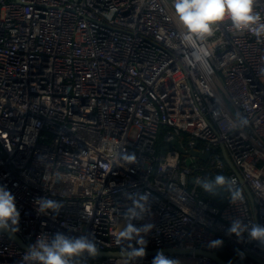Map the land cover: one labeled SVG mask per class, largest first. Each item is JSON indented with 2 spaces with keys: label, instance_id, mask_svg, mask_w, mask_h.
<instances>
[{
  "label": "built area",
  "instance_id": "1",
  "mask_svg": "<svg viewBox=\"0 0 264 264\" xmlns=\"http://www.w3.org/2000/svg\"><path fill=\"white\" fill-rule=\"evenodd\" d=\"M254 11L264 20V0ZM183 32L174 0H0V186L15 197V233L28 246L59 232L87 236L99 254L138 247L117 235L130 196L147 194L149 210L131 221L152 225L145 256L78 264H151L149 253L165 249L264 263V244L228 233L236 219L264 225V37L225 21L195 41L197 59ZM175 139L210 158L188 164ZM217 174L242 201L196 183ZM37 198L63 206L40 214ZM26 250L0 234V264H21Z\"/></svg>",
  "mask_w": 264,
  "mask_h": 264
},
{
  "label": "clouds",
  "instance_id": "2",
  "mask_svg": "<svg viewBox=\"0 0 264 264\" xmlns=\"http://www.w3.org/2000/svg\"><path fill=\"white\" fill-rule=\"evenodd\" d=\"M254 4L255 0H174V9L184 29L183 39L192 42L193 55L201 59L199 49L195 48V41L212 36L214 29L225 21L230 22L237 31H249L256 38L264 37V20L254 11ZM196 183L212 195H216L218 190H226L229 193L227 198L232 204L243 200L242 190L236 187L235 181L222 174H217L214 178L198 179ZM130 198L132 206L123 215L126 223L121 227L117 239L121 243L129 242V245L136 241L138 247L131 246L121 251L126 261H135L146 254V241L142 233L147 234L152 225L138 228L131 223L134 219L142 218L149 210L147 194H134ZM34 203L40 214H47L49 210L58 213L63 206L61 202L48 198H37ZM19 222L20 213L15 197L6 187L0 186V230L15 233L19 231ZM245 232L250 240L264 244V225H246L236 219L228 229L229 234H235L237 237H241ZM222 243L223 241L218 239L212 241L210 246L217 248ZM98 255L97 244L87 236L71 237L57 232L52 236H39L34 244L28 246L21 264H78L84 256L95 258ZM151 264H178V261L158 252Z\"/></svg>",
  "mask_w": 264,
  "mask_h": 264
},
{
  "label": "water",
  "instance_id": "3",
  "mask_svg": "<svg viewBox=\"0 0 264 264\" xmlns=\"http://www.w3.org/2000/svg\"><path fill=\"white\" fill-rule=\"evenodd\" d=\"M170 145L172 147H175L180 153L181 155H183L184 157H190L191 159H199V160H208L210 158L209 154L206 155H201L199 152H197L196 150L193 151H187L182 144L177 140H172L170 142ZM224 157L225 160L228 164V166L235 172L237 173V170L234 166V163H232V161L230 160V158L228 157V155L226 154V152H224ZM248 195L251 197V199H253L252 193L251 191L246 188ZM0 234H6L12 241H14L15 243H17L20 247H22L23 249H27L28 245L23 242V240L16 234V233H10L8 231L5 230H0ZM158 252H163L164 254H170V255H179V256H203V257H207L211 260H213L214 262L218 263V264H244L243 262L246 259H251L255 264H264L263 262L259 261L258 259L253 258L250 254L245 253L242 255V257L234 262H228L225 259H223L221 257V251H215V252H209V251H204V250H191V249H178V250H174V249H165V250H161ZM156 252H152L149 253L151 255L157 254ZM113 256H122L121 253H100L98 256L96 257H100V258H106V257H113Z\"/></svg>",
  "mask_w": 264,
  "mask_h": 264
},
{
  "label": "trees",
  "instance_id": "4",
  "mask_svg": "<svg viewBox=\"0 0 264 264\" xmlns=\"http://www.w3.org/2000/svg\"><path fill=\"white\" fill-rule=\"evenodd\" d=\"M164 135H165V132H162L161 137H160V143H161V149L166 150L168 149L169 146L166 145L164 142ZM219 192L222 194L224 193V190H219ZM221 254H222L221 257L228 262H234L237 258L235 255L230 254L228 251H222Z\"/></svg>",
  "mask_w": 264,
  "mask_h": 264
},
{
  "label": "rangeland",
  "instance_id": "5",
  "mask_svg": "<svg viewBox=\"0 0 264 264\" xmlns=\"http://www.w3.org/2000/svg\"><path fill=\"white\" fill-rule=\"evenodd\" d=\"M169 148V147H168ZM188 164H191L192 163V159L190 157H188V161H187ZM184 264H193L192 261H185Z\"/></svg>",
  "mask_w": 264,
  "mask_h": 264
}]
</instances>
